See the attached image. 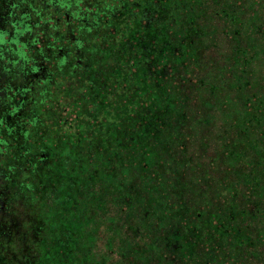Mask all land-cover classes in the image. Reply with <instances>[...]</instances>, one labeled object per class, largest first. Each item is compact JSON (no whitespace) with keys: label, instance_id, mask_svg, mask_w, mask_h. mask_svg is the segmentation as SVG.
Here are the masks:
<instances>
[{"label":"trees","instance_id":"16d2710c","mask_svg":"<svg viewBox=\"0 0 264 264\" xmlns=\"http://www.w3.org/2000/svg\"><path fill=\"white\" fill-rule=\"evenodd\" d=\"M260 210L264 0H0V264H264Z\"/></svg>","mask_w":264,"mask_h":264},{"label":"rangeland","instance_id":"374dc122","mask_svg":"<svg viewBox=\"0 0 264 264\" xmlns=\"http://www.w3.org/2000/svg\"><path fill=\"white\" fill-rule=\"evenodd\" d=\"M257 68H258V67H257ZM260 214H261V216H263V215H264L263 211L260 210ZM95 221H96L95 224H101L100 221H99V219H98L97 217L95 218ZM98 226H100V225H98ZM102 226H103V225H102ZM100 233H102V230H101ZM95 236H96V235H95ZM95 236H94V237H95ZM94 237H92V239H89V238H88V239H87V238L85 239V243L88 244V245L90 246V248L92 249V252H93V248H94V247L91 245V244H92L91 242H92V240H93ZM96 239H97L96 242H98V247H99V246H102L103 239L98 238V236H96ZM94 249H95V248H94ZM99 249H101V248L99 247V248L97 249V247H96V249L94 250V255H95V256H100L101 253H100V250H99ZM101 250H102V249H101ZM102 252H103V251H102ZM114 252H117V250L114 249ZM104 256H105V255H104ZM104 256L101 257L102 264H108V263H107V257H106V256L104 257Z\"/></svg>","mask_w":264,"mask_h":264}]
</instances>
